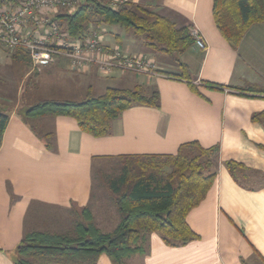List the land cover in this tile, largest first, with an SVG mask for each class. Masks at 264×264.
<instances>
[{
  "label": "crops",
  "instance_id": "1",
  "mask_svg": "<svg viewBox=\"0 0 264 264\" xmlns=\"http://www.w3.org/2000/svg\"><path fill=\"white\" fill-rule=\"evenodd\" d=\"M153 1L149 9L170 18L177 27L197 26L208 49L202 51L193 46L185 52L169 54L146 44V54L119 43L121 27H100L107 47L146 56L152 60L155 72H104L93 64L74 69L66 56H59L37 71L50 65L61 69L64 60L77 73L78 83L88 96H95L91 92L99 85L97 77L101 75L105 77L101 94L109 87L140 85L147 93L158 90V108L137 105L126 109L113 121L112 133L102 137L83 132L70 116L27 120L20 104L4 111L9 114V122L0 148V264H15L17 245L45 209L58 212L57 224L69 227L62 232L48 230L52 232L73 229L77 208L86 206L101 231L110 232L117 226L121 214L116 206L108 204L105 217L91 207L96 163L125 154H176L181 144L191 141L204 147H220L215 182L187 215V223L197 239L171 246L158 232H152L147 236L144 251L128 257L125 263L264 264V121L252 120L255 113L264 111V97L235 90L264 89V22L252 25L235 49L216 26L214 0ZM14 63L30 68L27 71L24 67L23 78L33 72L32 64L14 59L12 52L0 45V72L5 66L14 70ZM182 64L195 88L185 79L174 77L183 72ZM204 82L235 89L211 88ZM48 133L54 136L47 141L44 135ZM47 142L52 148L47 147ZM229 160L245 164L260 176L252 177L247 187L240 186L226 166ZM97 264L114 263L102 254Z\"/></svg>",
  "mask_w": 264,
  "mask_h": 264
},
{
  "label": "trees",
  "instance_id": "2",
  "mask_svg": "<svg viewBox=\"0 0 264 264\" xmlns=\"http://www.w3.org/2000/svg\"><path fill=\"white\" fill-rule=\"evenodd\" d=\"M213 17L222 36L236 49L252 25L264 22V0H214ZM59 19L73 37L80 36L91 25L101 34L102 26H119L143 36L147 46L169 54L185 52L195 43L190 26L177 27L170 18L131 1L113 7L111 0H83L74 14H62ZM11 52L14 59L32 64L26 50ZM182 67L183 72L174 77L185 79L195 88L187 67L184 64ZM204 83L221 90L235 89ZM235 90L264 97V89ZM137 105L158 108V90L145 93L140 85L109 87L103 94L89 95L82 101L44 99L22 110V115L27 120L70 116L77 120L83 132L102 137L112 133V123L123 111ZM252 120L263 122L264 111L255 113ZM8 122V112L0 111V148ZM52 136L53 133H48L44 138L48 141ZM47 147L52 148L50 142ZM219 150V145L204 147L198 141H191L181 144L176 154L119 156L121 173L108 182L121 214L117 226L103 232L93 222L88 206L78 208L74 228L68 232L27 230L15 249V264H97L102 254H107L114 264H126L128 257L144 251L147 236L152 232H158L171 246L197 239L198 235L187 223V215L201 203L215 182ZM226 166L242 187H247L252 177L260 176L241 162L229 160Z\"/></svg>",
  "mask_w": 264,
  "mask_h": 264
},
{
  "label": "built area",
  "instance_id": "3",
  "mask_svg": "<svg viewBox=\"0 0 264 264\" xmlns=\"http://www.w3.org/2000/svg\"><path fill=\"white\" fill-rule=\"evenodd\" d=\"M83 0H0V45L13 51L26 50L32 66L54 62L59 56L71 60L74 69L96 65L104 72L118 69L154 73L151 59L142 54H128L119 48H106L103 35L92 25L73 37L59 16L74 14ZM130 0H111L113 7ZM194 46L202 51L208 42L195 25L190 27Z\"/></svg>",
  "mask_w": 264,
  "mask_h": 264
},
{
  "label": "rangeland",
  "instance_id": "4",
  "mask_svg": "<svg viewBox=\"0 0 264 264\" xmlns=\"http://www.w3.org/2000/svg\"><path fill=\"white\" fill-rule=\"evenodd\" d=\"M131 1L146 8H150L151 6H149V4L154 2L153 0ZM102 27H106L107 30H114L115 28V26L110 25ZM121 34L122 38L119 43L123 47L129 46L146 54L149 52V48L146 46L145 38L143 36L127 32L123 28ZM177 62L179 61L177 60ZM19 64L20 63H14L15 69L12 71L9 66L1 68L0 111H8L17 104H20L19 107L22 110H25L43 99H74L82 101L88 97V92H85L86 90L84 89V86L78 83V76H76L77 73L70 70L67 61H62V70L51 65L49 68H41L39 71L33 68L31 75L25 78H23L26 75L24 67H27V71H29L30 68L27 65L24 66ZM97 78L99 85H97L91 92L95 96L100 95L103 92L102 86L105 85V77L98 75ZM143 91L147 93L148 90ZM121 169L122 165L119 159H107L101 163L95 164L93 169L94 194L91 207L98 213V215L101 214V217L103 215L105 217L108 213V204H112L111 207L113 208L116 206L114 201L110 200L111 193L108 188V182L117 177L121 173ZM71 214L73 216H71V218L74 220V211L71 210ZM57 219H60L58 212L53 209H45L36 218V223L33 226L34 228L31 227L37 230L67 231L69 227L65 229V226L57 224ZM33 229H30L29 231H32Z\"/></svg>",
  "mask_w": 264,
  "mask_h": 264
}]
</instances>
